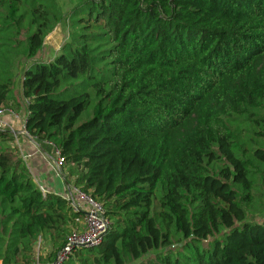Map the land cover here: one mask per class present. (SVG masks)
Here are the masks:
<instances>
[{
	"label": "trees",
	"instance_id": "obj_1",
	"mask_svg": "<svg viewBox=\"0 0 264 264\" xmlns=\"http://www.w3.org/2000/svg\"><path fill=\"white\" fill-rule=\"evenodd\" d=\"M75 1L0 0V110L24 107L64 192L108 223L60 264H264V0ZM14 137L0 128V264H36L38 238L50 264L82 212L40 191Z\"/></svg>",
	"mask_w": 264,
	"mask_h": 264
},
{
	"label": "crops",
	"instance_id": "obj_2",
	"mask_svg": "<svg viewBox=\"0 0 264 264\" xmlns=\"http://www.w3.org/2000/svg\"><path fill=\"white\" fill-rule=\"evenodd\" d=\"M14 90L13 83L12 91L14 92ZM19 94L20 91L17 92L16 95L13 94L14 99L24 103V100L21 99ZM24 116V107H20L17 111H9L8 114H2L0 115V127L9 130L15 135L13 143L16 146L19 155L21 157L25 156L23 160L33 182L37 186H42L45 191L67 195V193L65 194L64 192V184L57 173L58 171L53 165V150L46 147L47 145L49 146L47 143H44L46 144L44 147L45 149L42 148L27 135L23 126Z\"/></svg>",
	"mask_w": 264,
	"mask_h": 264
},
{
	"label": "built area",
	"instance_id": "obj_3",
	"mask_svg": "<svg viewBox=\"0 0 264 264\" xmlns=\"http://www.w3.org/2000/svg\"><path fill=\"white\" fill-rule=\"evenodd\" d=\"M5 111H8L9 113L10 110L1 109L0 115ZM53 153V165L58 171L63 160L56 150H53ZM21 158L24 159L25 156H22ZM38 187L41 192H45L42 186L39 185ZM64 197L73 210L82 212V216L74 219L75 225L67 235L65 244L50 264H60L63 260L67 259L76 248H87L97 245L108 224L107 220L101 215V207L92 201L87 195L81 193L78 189L71 187L67 195Z\"/></svg>",
	"mask_w": 264,
	"mask_h": 264
},
{
	"label": "rangeland",
	"instance_id": "obj_4",
	"mask_svg": "<svg viewBox=\"0 0 264 264\" xmlns=\"http://www.w3.org/2000/svg\"><path fill=\"white\" fill-rule=\"evenodd\" d=\"M75 2H76L75 0H58V6L64 13ZM66 37H67L66 23L63 20H60L59 23H57L48 33H46V35L43 38L42 46L40 50L36 53L34 58L38 60H45V61L50 60L53 57V55L59 50L62 43L66 40ZM20 63L21 64H19L18 66H22L23 63H25V65L27 64V62H25V60L23 59H21ZM19 70H20L19 67L15 70V80H14L15 90L13 92L14 95H16V93L20 91V87H19L20 71ZM3 114H8V111H5ZM63 196H66V195H63ZM256 221L264 224V214L257 216ZM33 253H34V256L37 258L36 264H43L42 262L44 261H45L44 263H48V261L46 260H47V255L50 253V248H49L48 243L44 239L41 240L40 238H38L37 242L35 243L33 247ZM151 257H152V254H147L144 258H141L135 261V263L139 261L144 262Z\"/></svg>",
	"mask_w": 264,
	"mask_h": 264
}]
</instances>
